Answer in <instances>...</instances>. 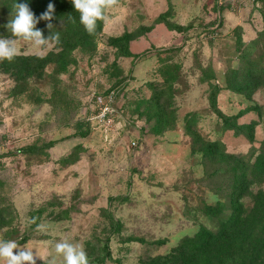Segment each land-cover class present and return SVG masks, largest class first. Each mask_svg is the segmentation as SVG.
I'll use <instances>...</instances> for the list:
<instances>
[{
    "label": "rangeland",
    "instance_id": "374dc122",
    "mask_svg": "<svg viewBox=\"0 0 264 264\" xmlns=\"http://www.w3.org/2000/svg\"><path fill=\"white\" fill-rule=\"evenodd\" d=\"M263 27L264 0H116L92 50L48 63L21 87L0 65V206L15 214L0 224V240L35 247L55 264H63L55 252L61 240L79 244L89 264L157 256L202 264L192 250L174 248L211 226L201 206L224 196L213 192L230 174L202 164L186 125L248 165L264 154V80L250 98L227 84L231 68L263 51ZM5 33L18 55L58 51L52 41L38 52ZM123 34L129 56L110 41ZM160 89L172 96L161 98L170 123L157 133L156 109L145 100ZM232 117L255 120L252 135L226 128ZM247 178L242 200L250 208L264 192V168ZM249 259L238 254L224 264ZM255 264H264V253Z\"/></svg>",
    "mask_w": 264,
    "mask_h": 264
},
{
    "label": "trees",
    "instance_id": "16d2710c",
    "mask_svg": "<svg viewBox=\"0 0 264 264\" xmlns=\"http://www.w3.org/2000/svg\"><path fill=\"white\" fill-rule=\"evenodd\" d=\"M27 3L30 10L37 17L46 10L49 2L54 5V15L52 25L48 29L47 21H39L36 25L44 36L52 33H59V42H54L57 53L46 56L18 55L11 62L2 60L0 65L2 70L15 75L16 85L21 87L26 77L35 75L40 68H44L48 63L56 62L58 59L64 60L73 52L81 48L92 50L93 44L101 32L103 20L96 22L93 33L85 31L80 23V14L73 8L71 0H0V12L7 15V19L0 21V31L6 30V36H12L10 30L5 25L15 14L16 3ZM116 0H111L112 5ZM71 17V19H69ZM262 45V52L257 57H248L243 66L231 68L228 87L234 93L246 98H250L254 91L264 80V27L259 35ZM117 53L129 56L130 52L126 45L128 35L123 34L119 37L110 39ZM238 76L235 85H232L234 77ZM172 96L169 89H160L153 93L149 100H145L146 105L155 107L156 122L154 130L158 133L169 126L170 120L160 111H164L163 103L166 98ZM165 97L164 100L161 98ZM161 100V101H160ZM149 107V106H148ZM254 107L250 106L247 110ZM146 112V111H145ZM150 114V113H149ZM235 117L225 119V127L234 129L235 134L252 135L256 124L255 120L248 123L238 124L234 121ZM189 134L192 135V144L196 152L200 153L202 164L207 166H224V171L230 175L226 180L221 179V183L226 181L224 188H217L213 193L219 194L221 189L225 193L222 198L214 203H203L201 211L208 216L211 226L201 225L198 231L190 237H184L181 245L174 250H192L194 258H200L202 264H224L229 258L240 254V257L250 256L247 264H255L264 253V192L258 191L250 208H245L243 197L247 192L248 174L253 170L264 168V154L257 156L255 161L248 165L239 156L227 153L223 143L218 140H205L194 130L193 127L186 125ZM209 177L213 174L209 172ZM15 214L8 205L0 206V224L9 225ZM34 217V223L37 222ZM165 260L161 256L154 257L148 263L141 264H164Z\"/></svg>",
    "mask_w": 264,
    "mask_h": 264
},
{
    "label": "clouds",
    "instance_id": "9594fccd",
    "mask_svg": "<svg viewBox=\"0 0 264 264\" xmlns=\"http://www.w3.org/2000/svg\"><path fill=\"white\" fill-rule=\"evenodd\" d=\"M71 3L79 12L80 23L85 31L91 34L95 31L96 22L105 18V9L110 6L111 0H71ZM54 10L53 3L49 2L46 10L37 17L27 3H16L15 14L5 27L10 30L12 36L29 42L38 52H44L50 47V41L59 42V33L44 36L36 25L39 21H47L46 27L49 29ZM18 54L15 40L0 37V61L11 62ZM55 252L62 255L63 264H89L87 255L79 244L61 240L55 244ZM37 260L43 264H55L48 254H41L35 247L20 246L14 240H0V264H37Z\"/></svg>",
    "mask_w": 264,
    "mask_h": 264
},
{
    "label": "built area",
    "instance_id": "2783aa9c",
    "mask_svg": "<svg viewBox=\"0 0 264 264\" xmlns=\"http://www.w3.org/2000/svg\"><path fill=\"white\" fill-rule=\"evenodd\" d=\"M104 114H105V111H104V112H102V114H101V115L103 116ZM103 119H104V117H103Z\"/></svg>",
    "mask_w": 264,
    "mask_h": 264
}]
</instances>
